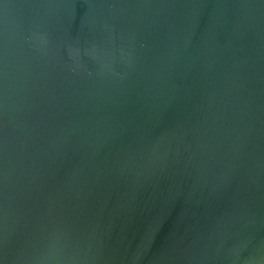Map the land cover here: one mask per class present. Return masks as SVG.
<instances>
[{
    "label": "water",
    "instance_id": "1",
    "mask_svg": "<svg viewBox=\"0 0 264 264\" xmlns=\"http://www.w3.org/2000/svg\"><path fill=\"white\" fill-rule=\"evenodd\" d=\"M0 264H264V0H0Z\"/></svg>",
    "mask_w": 264,
    "mask_h": 264
}]
</instances>
